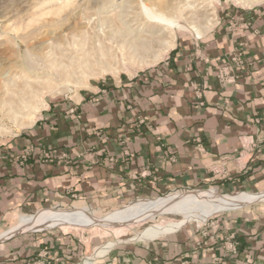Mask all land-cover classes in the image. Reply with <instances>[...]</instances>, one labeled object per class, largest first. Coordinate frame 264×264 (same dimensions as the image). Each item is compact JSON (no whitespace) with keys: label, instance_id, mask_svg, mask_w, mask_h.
Returning a JSON list of instances; mask_svg holds the SVG:
<instances>
[{"label":"crops","instance_id":"0c3cea01","mask_svg":"<svg viewBox=\"0 0 264 264\" xmlns=\"http://www.w3.org/2000/svg\"><path fill=\"white\" fill-rule=\"evenodd\" d=\"M232 15L235 27L178 41L166 61L136 79L54 103L2 147L0 234L50 208L111 212L175 191L263 192L264 7ZM225 67L231 83L219 79ZM217 223L216 231L204 225L112 249L95 264H264V201ZM17 230L0 241V264L75 261L67 238Z\"/></svg>","mask_w":264,"mask_h":264},{"label":"rangeland","instance_id":"374dc122","mask_svg":"<svg viewBox=\"0 0 264 264\" xmlns=\"http://www.w3.org/2000/svg\"><path fill=\"white\" fill-rule=\"evenodd\" d=\"M161 1L163 0H154L155 3ZM164 1L171 3L173 11H157L160 10L158 4L153 8L158 12V16L170 15V20H173L163 26L161 33L151 34L155 31L156 24L148 20L146 12L142 9L143 5L152 8L150 4L153 2L147 0H0V100L8 98L4 85L19 77L16 74L22 69L18 66H23L28 59H34L31 61L38 66L37 70L27 72L28 75L40 76L41 80L46 82L39 86V101L37 97L33 100V106H37L36 110L32 106L25 116L15 120L4 118L0 121L3 124V129L0 130V149L30 131L45 117L54 103L78 101L84 94L97 91L109 83L136 79L166 61L178 41L208 40L220 27L236 26V20H232L233 12H246L264 7V0L253 7H247L240 0ZM61 33L63 34L60 35ZM139 38H144L141 40L148 46L142 53L133 48V42ZM102 47L107 50L104 56L99 52ZM89 61L92 62L90 67L87 66ZM100 63L110 64H107L106 69ZM59 64L67 66V71ZM8 71L14 73L12 77L2 75ZM17 81L19 82V79ZM15 90L20 92L21 88ZM209 191L224 197L236 196L222 195L214 189H198L189 192L175 191L155 199L138 200L111 212H91L79 207L44 209L18 220L10 229L0 234V241L21 234L12 235L11 232L21 227L28 217L52 211L72 210L95 221V225H62L42 231L55 232L77 247L78 254L72 264H95L112 249L148 242L137 239L147 228L182 219L181 213L172 210L164 214L151 213L146 216L145 221L108 225V219L115 213L141 201H160L172 196H188ZM261 193L237 195L256 196ZM263 201L251 200L245 205ZM229 211L232 210L213 213L207 220H217L219 215ZM205 222L189 220L175 233L203 227ZM108 245L113 246L104 255L96 257Z\"/></svg>","mask_w":264,"mask_h":264},{"label":"bare ground","instance_id":"6f19581e","mask_svg":"<svg viewBox=\"0 0 264 264\" xmlns=\"http://www.w3.org/2000/svg\"><path fill=\"white\" fill-rule=\"evenodd\" d=\"M147 1H149L150 3L153 2L152 4H150L152 8H149L148 5H147L148 7L143 5L142 9L146 12L148 16V20L156 24L154 27L155 31L154 32L150 31V32L151 34L161 33L163 26L170 23L169 21L172 22L173 19L170 20L169 18L170 15L169 16L163 15L162 17L158 16L157 15L158 12L155 11L153 6L155 7V4H158L157 6L160 10L157 9L156 10L157 11L162 10L161 12H163V10L173 11V8H171V3L169 1H164V0L158 3H155L154 0H147ZM240 1L247 7L248 6L253 7L256 4L260 3L261 0H240ZM62 34L63 33H61L60 35ZM141 39L140 38L137 40L135 39L136 41L133 42L134 47L132 46L133 48L136 49V52L138 51L139 53H142L144 50L148 49V46ZM106 51L102 47L99 52L101 55L104 56L106 55ZM31 60L28 59L27 63H24L23 66H18V68L22 69L21 72L16 74L19 75V77H16L17 79H19V82L17 81V79H15L12 83L4 85V90L7 91L6 96L8 98L7 99L3 98L2 100H0V121L4 118L15 120L21 116H25L27 110L35 104L33 103L34 98L37 97L39 101V96H40L39 86H42L46 82L45 80L43 82L40 76L33 77L32 75H28L29 72L38 69V66L34 65L35 62L33 63ZM107 64L104 65L101 64V66H104L107 69ZM91 65L92 62L89 61L87 66L90 67ZM64 66L65 65H63V68L65 69L67 66L66 67ZM58 67L60 69V66ZM65 71H67V68ZM13 74L14 73L8 71L3 73L2 75L4 77H12ZM77 83H79V81ZM18 88H21L20 92H17L15 90ZM33 108L34 110H36L37 106H33ZM2 126L3 124L0 123V130L3 129ZM251 200L254 201L264 200V192L256 196L241 194L231 197H224V196H220L219 194L213 191H209V192H201L188 196H172V197H168L165 200H160V201H141L130 205L129 207H127L126 209L120 212L115 213L110 219H108V221L110 222L108 225L113 224L114 226H117V225H126L128 223L140 222L143 220L145 221L146 216L148 217V215L151 213L164 214V212L176 210L178 213L182 214L181 220L153 225L147 228L146 230H144L142 234L137 238L138 240H142V241H152L159 237H162L164 235L179 230L181 227L187 224L189 220L190 221L194 220L196 222L204 223L207 220V218H209L213 213L237 209L249 203ZM62 225L88 227L95 225V221L87 219V217L84 216L83 214L74 212L72 210L52 211L48 213H40L37 216L26 218L23 221L22 226L19 227L16 232H21L24 231L25 229L34 230V231L51 229L56 226H62ZM112 246L113 245L110 246L108 245L107 247H105V250L100 251L96 255V257L102 256L105 253H107Z\"/></svg>","mask_w":264,"mask_h":264},{"label":"built area","instance_id":"2783aa9c","mask_svg":"<svg viewBox=\"0 0 264 264\" xmlns=\"http://www.w3.org/2000/svg\"><path fill=\"white\" fill-rule=\"evenodd\" d=\"M240 59V55L238 54V57L235 59V61H238ZM229 72H231L230 70V67H225L223 68L220 72H219V79L222 81V82H225V83H231L234 81V77L233 76H229ZM252 152L251 150H246L245 152H242L241 155H240V158H242L245 154L247 153H250ZM226 166V159H223V161H221V164L217 167H215L214 171L215 172H221V168ZM205 225L210 227L212 230L216 231L219 226H218V223H217V220H214V219H211V220H207L205 222ZM231 238H234V236H232ZM228 249L233 251V252H236V248H235V245L234 244H230V246H228ZM38 264H45L43 261L42 262H39Z\"/></svg>","mask_w":264,"mask_h":264}]
</instances>
